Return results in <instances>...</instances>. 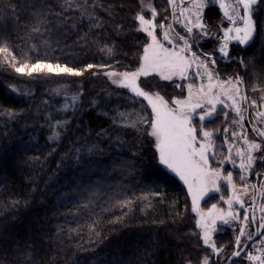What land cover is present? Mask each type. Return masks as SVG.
<instances>
[{"label":"snow or ice","instance_id":"1","mask_svg":"<svg viewBox=\"0 0 264 264\" xmlns=\"http://www.w3.org/2000/svg\"><path fill=\"white\" fill-rule=\"evenodd\" d=\"M166 2L171 9V23L157 20L160 14L155 3L139 0L134 21L136 30L144 34V43L136 53L135 66L120 71L111 63V59H115L114 45L99 46L103 33H90L94 28H103L101 18L95 12L97 8L107 12L109 19L115 22L116 7L123 9L124 4L105 7L100 0H63L54 6L53 0H24L23 4L13 5L9 0L2 5L4 12L0 15L16 18V27L19 28L17 8H23L29 14V22L24 26L25 34L17 31L15 39L4 25H0V68L26 77L25 83L61 81L53 91L63 96L65 113L75 111L77 104L83 105L84 79L104 77L116 89L126 90L132 103L125 111L115 110L113 124L118 123L136 135L131 143L119 137L116 139L121 148H136L147 142L153 160L182 181L186 188L184 195L190 200L185 210L190 207L194 214V227L198 230L192 235L207 251L196 264H220L222 255L225 256L224 264H230V261L231 264H264V69L256 70L255 57L247 63L244 58H237L236 62L245 68V76L236 73L222 77L215 54H198L193 50V42L198 44L200 39L209 37L210 28L215 27L219 29L220 46L217 51L220 58L230 61V44L235 42L248 47L255 42L257 35L264 36V0ZM210 5L219 6L226 25H209L205 21L204 11ZM69 10H78L79 20L86 17L90 21L89 31L74 40L81 52L86 55L96 46L99 53L110 59L99 64L88 62L83 55L69 50L66 42L62 46L58 36L54 38V32L75 30V22L70 28L64 26L69 19L64 17V13ZM52 18L60 24L54 27ZM163 20L167 21L168 17H163ZM174 25H179L185 34L177 32ZM122 28L123 25L116 23V31ZM116 62L119 63L118 60ZM246 77L258 81L250 90L246 87ZM75 78H81V82L74 92H69V86L77 83ZM155 81L170 82L180 90L179 94L166 98L154 90L159 87ZM250 92L259 93L258 98H252ZM91 103L96 104V101ZM136 105H139L138 110ZM245 113L253 115L246 116ZM230 114L235 118L230 119ZM0 115L6 121L17 116L8 110H0ZM246 119L251 125V137L245 129ZM68 124V121L59 119L53 124L49 119L47 126L52 133L49 140L56 143L66 132ZM95 150L98 146L92 145L85 152L91 154ZM136 155L132 153L133 157ZM87 158L81 155L80 148L75 147L69 156L78 163ZM225 165H230L233 170L229 171ZM122 166L132 170L136 168L134 160L124 161ZM252 176L261 182L251 183ZM96 195L95 189H89L87 203L80 205L94 218L71 229L67 233L69 238L72 232L80 236L86 230L89 244H98L104 239L101 218L89 207ZM163 195L160 185L156 191L148 188L140 196L117 193L109 197L106 201L108 206L102 211L119 209L121 215L111 223L126 226L134 206L139 203L142 210L149 209L156 198L163 202ZM217 197V202L208 206L209 201ZM19 203L14 200L11 207L15 208ZM8 207L0 205V210L7 211ZM172 210L176 212L174 206ZM176 216L179 218L178 212ZM251 223H257L255 234L248 230ZM229 224L237 226L231 257L225 255V247L218 246L214 239L220 225ZM255 237L260 238L258 242ZM33 247L34 244H29L22 250L17 241L11 254L0 255V264H40L31 251ZM49 264H57L55 255ZM117 264H143V260L125 262L120 259ZM185 264H193V261L187 259Z\"/></svg>","mask_w":264,"mask_h":264},{"label":"trees","instance_id":"2","mask_svg":"<svg viewBox=\"0 0 264 264\" xmlns=\"http://www.w3.org/2000/svg\"><path fill=\"white\" fill-rule=\"evenodd\" d=\"M8 2L0 0V13L4 12L2 5ZM23 2L11 0L13 5ZM53 2L55 6L63 0ZM100 3L105 7L109 4L116 7L122 3L124 7H116L115 22L109 19L107 12L97 8L95 12L101 18L103 28L92 29L90 35L103 33L99 46L114 45L113 68L123 71L134 67L136 53L144 43V34L136 30L134 21L139 0H100ZM167 6L170 17V7ZM17 11L19 28L16 27V18L0 15V25L6 27L13 39L17 31L25 34L24 26L29 22L27 10L17 8ZM56 11L60 9L56 8ZM79 16L78 10L64 13V17L69 18L64 26L70 28L75 22L76 28L65 33L54 32V38L58 36L62 46L66 42L69 50L83 55L88 62L99 64L110 59L99 53L96 46L86 55L81 52L74 40L89 31L90 21L86 17L81 21ZM204 17L209 25L225 22L222 11L214 5L206 9ZM52 19L54 27L60 24ZM116 23L123 28L116 31ZM216 41L211 38L193 46L199 53L216 52ZM215 55L223 76L236 73L245 76V68L236 62L237 58H244L247 63L255 57L256 70L260 71L264 69V36L257 35L251 46H235L230 50L232 59L228 62ZM75 79L77 83L69 86V92H74L81 82V78ZM25 80L26 77H20L10 69L0 68V110L17 114L15 119L7 121L0 115V205L9 206L7 211L0 210V255L11 254L17 241L22 250L34 244L31 251L40 264H49L53 255L57 264H117L120 259L125 262L143 260V264H185L187 259H191L196 264L202 255L207 254L202 243L192 235L198 230L194 227L195 219L190 207L185 210L190 200L184 195L186 188L183 183L153 160L147 142L136 148H121L116 139L119 137L131 143L136 135L118 123L113 124L115 110L125 111L132 103L126 90L116 89L104 77L84 79L83 105L77 104L75 111L65 113L63 96L53 91L61 81L25 83ZM251 80L257 83L255 78L246 77V87ZM154 83L159 84L154 90L166 98L179 94L180 90L171 83ZM92 100L96 104H92ZM49 119L53 124L57 119L69 122L66 132L56 143L49 140L52 135L47 126ZM92 145L98 146V150L86 153L85 149ZM74 147L80 148L81 155L88 158L79 163L69 159ZM133 152L137 153L136 157L132 156ZM128 160H134L135 170L122 166ZM157 185L162 186L163 202L156 198L153 206L145 210L138 203L129 213L131 219L126 226L111 223L121 215L119 209L102 211L108 206L106 201L109 197L117 193L140 196L148 188L156 191ZM89 189L97 192L89 207L101 218L104 239L98 244L88 243L86 230L80 236L75 232L70 238L67 235L78 224L83 225L94 218L80 206L87 203ZM14 200L20 202L15 208L11 207ZM217 200L218 197L210 200L208 206ZM173 206L179 218L172 210ZM250 227L254 234L253 223ZM234 229L226 228L223 233L216 234L217 245L233 251ZM58 232L61 234L57 235Z\"/></svg>","mask_w":264,"mask_h":264},{"label":"rangeland","instance_id":"3","mask_svg":"<svg viewBox=\"0 0 264 264\" xmlns=\"http://www.w3.org/2000/svg\"><path fill=\"white\" fill-rule=\"evenodd\" d=\"M150 2H153V3H155V5H156V7H157V11L159 12V16L157 17V20L158 21H160V22H165V23H171V16L169 17V15L167 14L168 13V4L166 3V1L165 0H150ZM210 6H213V5H210ZM214 6H217V7H219L218 5H214ZM170 11H171V9H170ZM206 11V10H205ZM204 11V12H205ZM165 16H167L168 17V20L167 21H164L163 20V17H165ZM227 24V21L225 20V22H223L222 24H221V26H223V25H226ZM175 29H177L179 32H180V34L181 35H184L185 33L183 32V30L180 28V26L179 25H174L173 26ZM217 33H218V30H216V29H213V28H210V35H209V37H207V38H202V39H200L199 40V42H198V44L200 43H204V42H207L209 39H211V38H214V39H216V40H218V41H216V49L218 50V48H219V46H220V41H219V39H218V37H217ZM196 42H193V45H198ZM235 46H237V44H235V42H233L232 44H230V46H229V50H232ZM242 46V45H241ZM243 47H245V46H243ZM193 50L194 51H196V49L194 48V46H193ZM197 53L199 54V52L197 51ZM210 53H213V54H217L218 55V57L220 58V55H219V53H218V51H213L212 50V52L210 51ZM221 59H223L224 61H229L228 60V58H221ZM217 67H218V69L220 70V66H219V64L217 63ZM220 75L223 77V75L221 74V72H220ZM240 75V74H239ZM254 81V80H253ZM256 81V80H255ZM164 82H166V81H164ZM166 83H170V82H166ZM257 83H258V81H257ZM253 84H256L255 82H253L252 83V80H251V84L249 83L248 84V88H249V90H250V88H251V86L253 85ZM115 87V86H114ZM186 94V93H185ZM250 95L252 96V98H258V96H259V93H255V94H253V93H251L250 92ZM245 115L246 116H251V115H253L252 113H245ZM233 118H235V116H234V114H230V119H233ZM215 123H217V124H219L220 123V121H216ZM245 129L248 131V133H249V135H250V137H251V135H252V133H251V125L248 123V120L246 119L245 120ZM250 127V128H249ZM225 167L229 170V171H232L233 169L231 168V166L230 165H225ZM164 168V167H163ZM167 170V169H166ZM168 171V170H167ZM169 172V171H168ZM236 172H238V169L236 170V171H234V175L236 174ZM170 173V172H169ZM172 174V173H171ZM174 175V174H173ZM178 180H179V178L178 177H176ZM254 178H255V180H254ZM250 179H251V177H250ZM180 181V180H179ZM256 177L255 176H253L252 177V179L250 180V182L251 183H256ZM182 182V181H181ZM261 181H258V183H260ZM246 200H248V198L246 197L245 198ZM260 203V201H258V204ZM203 206V205H202ZM246 207H247V205H246ZM256 215H257V217H259V215H260V213H259V211L257 210V213H256ZM241 216H243V210H241ZM257 224V223H256ZM230 227H234V228H237V226L235 225V224H229V225H220V227H219V231L217 232V234L218 233H223V231H225V229L226 228H229L230 229ZM248 230L249 231H251L252 232V230H251V227H250V225H249V228H248ZM235 231V229L233 230V232ZM260 239V238H259ZM231 252H232V249L231 250H229L228 251V248L226 247L225 248V255L226 256H228V257H231ZM224 258H225V256L224 255H222L221 256V258H220V264H224Z\"/></svg>","mask_w":264,"mask_h":264},{"label":"water","instance_id":"4","mask_svg":"<svg viewBox=\"0 0 264 264\" xmlns=\"http://www.w3.org/2000/svg\"><path fill=\"white\" fill-rule=\"evenodd\" d=\"M256 180H257V178H256ZM256 183L258 184V180L256 181ZM257 203H258V201H257ZM253 226H254V234H255V230H256V227H257L256 223H253ZM255 239H257V237H255ZM234 259H237V258H234ZM230 264H231V261H230Z\"/></svg>","mask_w":264,"mask_h":264}]
</instances>
